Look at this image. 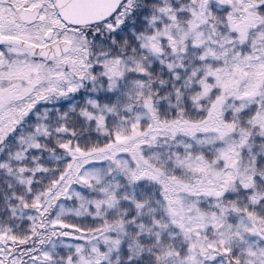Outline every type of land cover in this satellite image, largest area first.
<instances>
[{
  "label": "snow or ice",
  "instance_id": "obj_1",
  "mask_svg": "<svg viewBox=\"0 0 264 264\" xmlns=\"http://www.w3.org/2000/svg\"><path fill=\"white\" fill-rule=\"evenodd\" d=\"M0 264H264V0H0Z\"/></svg>",
  "mask_w": 264,
  "mask_h": 264
}]
</instances>
